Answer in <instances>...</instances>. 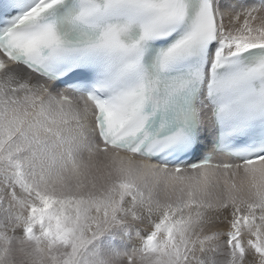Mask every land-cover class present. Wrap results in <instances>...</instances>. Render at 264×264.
<instances>
[{
    "label": "snow or ice",
    "instance_id": "6c2138e0",
    "mask_svg": "<svg viewBox=\"0 0 264 264\" xmlns=\"http://www.w3.org/2000/svg\"><path fill=\"white\" fill-rule=\"evenodd\" d=\"M0 264H264V0H0Z\"/></svg>",
    "mask_w": 264,
    "mask_h": 264
}]
</instances>
